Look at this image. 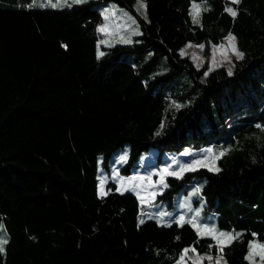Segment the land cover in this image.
<instances>
[{"label": "trees", "instance_id": "1", "mask_svg": "<svg viewBox=\"0 0 264 264\" xmlns=\"http://www.w3.org/2000/svg\"><path fill=\"white\" fill-rule=\"evenodd\" d=\"M48 2L0 0V237L8 239L0 264H175L186 247L216 255L210 239L172 222L181 213L161 218L111 181L98 195V178L124 146L123 177L150 149L154 168L164 152H225L219 172L168 177L154 204L171 208L202 183L199 222L240 233L224 260L249 264L248 242L264 243V0H144L146 20L137 0L41 6ZM108 6L136 21L132 43L99 44ZM229 33L243 59L231 76L209 72L210 48ZM188 43L205 46L198 69L180 54Z\"/></svg>", "mask_w": 264, "mask_h": 264}, {"label": "snow or ice", "instance_id": "2", "mask_svg": "<svg viewBox=\"0 0 264 264\" xmlns=\"http://www.w3.org/2000/svg\"><path fill=\"white\" fill-rule=\"evenodd\" d=\"M87 0H56L55 3H52L51 0H49L48 5H41L43 6H50L52 8H58V7H72L75 4H83L86 3ZM232 4H238L240 0H231ZM138 8L144 10L143 15L144 19H147L146 16V4L144 3V0H138ZM200 5H193V11L190 13L192 16V21L194 24L199 25L200 24ZM207 7L203 8V11H208ZM225 12H227L233 19L236 18L238 15V12L233 7H226ZM114 14L113 9L105 8L100 15L103 17L105 21H108L110 15ZM125 16H127V13H124ZM128 19L131 21V23L127 26L128 27V34L123 35L117 40V43H126L130 44L132 43V36L140 35L141 33L138 30V26L133 27V25H136V21L133 20L131 17H128ZM101 33H108L107 25H103L97 29ZM225 40L227 41V44H221L218 46H214V54L215 52H220L221 55L228 59V53L230 52L236 60L243 59L244 53L238 50L236 46V38L232 33H229ZM108 43L105 40H101L100 44ZM64 48H67V45H61ZM111 46V44H109ZM187 47H199L200 49H203L205 46L203 44L193 46L191 44L187 45ZM182 56L186 55L185 50H181L180 53ZM105 53L99 50V45L97 46V58L104 56ZM193 60H199L200 58L197 57L195 54L192 56ZM229 63H231L230 60H228ZM215 59H213V64H215ZM199 68V64L197 65ZM213 68H209V72L212 71ZM228 75L231 76L233 74L232 68L229 67L227 69ZM205 76L208 75V72L204 73ZM177 109L182 107V105H175ZM257 127H261L260 125H257ZM164 128V124L162 123L160 126V129L162 130ZM157 136L161 134V131L158 130L155 133ZM207 155L203 156L200 159H193L190 163L186 164H180L176 170H172V166H166L164 168L159 169L156 173H153L152 175H156L159 177L158 180L153 181L152 175L149 176H140V177H133L127 181L121 180L119 185L116 188V191L120 194H123L126 191H132L137 199L139 200L140 204L143 206L145 204H150L155 196L157 194H161L165 188H167V183L165 182V178L167 176H173L177 179L183 178V175L185 172L189 171H196L198 168L203 167L207 168L210 172H219L220 169L216 166V161L220 159L225 152H220L219 154H214L213 149L209 148L206 150ZM188 154V153H185ZM127 153L124 155H121L119 157L120 163H125L127 161ZM139 181V183H137ZM147 182V186H144V182ZM105 181H100V188L98 191V195L100 197H103L107 195V192L104 190ZM131 185V187H129ZM201 193V188L197 187L194 189L193 192L190 193V196H198ZM182 208H190V204L187 202L184 204H181ZM167 215L166 213L161 214V218ZM200 217V210H195L194 215L190 219H186V216L184 214H181L178 216V218H175L172 222L175 223L178 227H183L185 224L191 226L193 230L197 234V240L208 238L212 241L208 245L209 252L214 248L216 251V255L213 256L211 254L208 255H200L197 253L196 249L194 247H186L181 250L178 258L175 261V264H203L204 260H207L209 264H226V261H224V250L225 248L229 247L234 241L238 240L241 236L240 233H231V232H223L219 231L215 226H209L207 224H201L199 222ZM151 218V217H150ZM160 222V221H158ZM140 223H144L143 219L140 220ZM165 226H171V224H166ZM3 226L0 225V229H2ZM255 235V234H253ZM8 244V239L5 237H0V253L5 252V245ZM193 255H189V254ZM257 257L259 260L257 261ZM246 260H248L249 264H264V243H260L256 240H251L248 242V253L245 257Z\"/></svg>", "mask_w": 264, "mask_h": 264}, {"label": "rangeland", "instance_id": "3", "mask_svg": "<svg viewBox=\"0 0 264 264\" xmlns=\"http://www.w3.org/2000/svg\"><path fill=\"white\" fill-rule=\"evenodd\" d=\"M138 3V0H137ZM105 8H109L112 9V7H104L102 8V11ZM139 9V8H138ZM114 14L110 15L108 21H105L103 19L102 24L99 26H103V25H107L108 28V33H101L97 30V34L99 36L98 41L100 44L101 40H105L108 43L102 44L104 46H109V44L114 45V44H126V43H117L116 41L119 40V38L123 35H127L128 34V25L131 23V21L128 19V17H130V15L124 11L123 9H117L114 8ZM140 11H142V9H139ZM124 13H127V16L124 15ZM137 25H133V27H136ZM190 43L186 44L184 46V48H182L181 50H185L186 51V55H183L184 57H187L193 64V66L195 68L198 69L197 65L199 64V68L203 65L204 63V56H203V49H200L199 47H187V45H189ZM227 44V41L225 40V38L222 40V42L219 44ZM192 45V44H191ZM195 46V45H193ZM218 46V45H217ZM181 53V51H180ZM193 54H195L197 57H199V60H193L192 56ZM182 56V55H181ZM213 59H215V64H213ZM228 60L231 61V63L228 62ZM236 60V58L229 52L228 53V59H225L220 52H215L214 54V47H211L209 50V60H208V68L212 67L213 69L218 68V67H223L226 70L229 67H233V63ZM207 149H204L203 151L199 152V153H188V154H183L181 156H177L175 158H171L170 157V153L168 152H164L162 154V162L164 163V165H160L158 168H154L153 163L151 162V159L155 157V150L154 149H150L148 152L143 153L139 158L138 161L136 163V165L133 167L132 169V174L129 177H123L119 174V170L118 168L122 165H124V163H120L118 162V157L127 153L128 155V146H124L123 148L119 149L118 151H116L110 158V162L108 165V169H109V176L106 174V172H103L102 169L99 170V173H101L100 177L98 178V191L100 188V181L104 180L105 183L103 185L104 190L106 192H108L109 190L107 189V184L108 181L113 182L117 186L119 185L121 180L127 181L133 177H140V176H149L152 175L153 173H156L159 169L164 168L166 166L171 165L172 166V170H176V168L180 165V164H186V163H190L193 159H200L203 156L207 155ZM214 154H216L215 152H213ZM218 161V160H217ZM216 161V163H217ZM217 166V165H216ZM203 168V167H200ZM207 169V168H205ZM192 172V171H189ZM105 173V174H104ZM168 177H173V176H167L165 178V181ZM159 177L156 175H152V180H158ZM137 183H139V181H137ZM202 183L198 184V187L201 186ZM144 186H147V182H144ZM129 187H131V185H129ZM197 187L194 186H189L187 188L186 193H179L174 197V200L172 202V207L169 208L168 205L164 202L161 203H156L154 204L156 197L159 195L157 194L154 198V200L150 203V204H145V205H141L139 200L138 203L141 207H146L149 206V209L151 211H158L160 212V214L162 213H166L167 215L164 216H173L177 213H181L186 215H190L193 216L195 213V210H200V217L199 220H206V217L203 216V201L199 199V195L198 196H190V193L194 191V189ZM164 191V190H163ZM117 192V191H116ZM119 193V192H117ZM124 193H132L134 194L132 191H126ZM123 193V194H124ZM135 195V194H134ZM136 196V195H135ZM137 198V197H136ZM188 203L190 204V208H182L181 204L184 203ZM190 256L193 254H189ZM204 255H208V254H204ZM215 256V255H213ZM259 260V258L257 257V261ZM225 261V260H224ZM190 264V262H189ZM203 264H209V262L207 260L203 261Z\"/></svg>", "mask_w": 264, "mask_h": 264}]
</instances>
